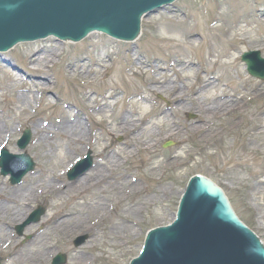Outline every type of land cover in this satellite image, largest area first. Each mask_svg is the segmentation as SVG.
I'll return each mask as SVG.
<instances>
[{
    "label": "rangeland",
    "instance_id": "374dc122",
    "mask_svg": "<svg viewBox=\"0 0 264 264\" xmlns=\"http://www.w3.org/2000/svg\"><path fill=\"white\" fill-rule=\"evenodd\" d=\"M259 16H264V0H176L142 20L140 36L134 42L91 34L75 44L48 37L18 43L5 51L27 70H39L47 77V83L33 78L29 81L0 62V71L15 75L14 78L22 83L23 91L35 97L30 103L21 105L15 99L20 91L7 87V81L0 79V116L6 125L5 135L8 134L5 148L11 153H20L16 145L18 137L25 128L32 133L23 152L32 158L34 168L18 185L27 187L34 175L40 174L43 179L45 174L50 175V170L58 174L61 164L71 158L69 155L55 166L59 150L66 151V140L59 134L52 137L50 146H58V150L51 158L52 155L44 154L53 152L49 146L34 143L37 137L34 125L72 123L77 119L87 130L88 141L81 139L72 156L78 160L90 152V168L96 163L107 164L111 168H108L109 178L116 183L114 189L105 187L99 197L106 204L102 208L95 207V210L86 204L89 198L86 194L78 195V199L47 193L33 195L28 211L31 213L37 205H42L44 215L37 223L29 224L33 226L31 230H27L29 225H26L22 235L16 233L15 227L24 220L4 225L5 234L1 241H9V248L26 253L35 249L33 241L44 233L53 246L46 258L28 260L23 264H50L57 253L66 255L64 264H128L131 257L138 254L149 228L172 221L180 196L193 174L215 182L223 190L236 216L264 244V184H257L258 178L264 176V80L250 76L239 59L243 51L255 49L264 56V22L249 32L244 46L232 51L237 65L228 68L229 75L218 64H207L208 54L215 58L240 45L229 38L233 25ZM249 42L253 44L248 45ZM34 53L41 54L37 67L27 62L29 55ZM181 63L189 67L182 74L176 69ZM240 66H244V74L236 77L234 71L241 70ZM143 67L150 71L142 73ZM153 70L160 75L156 83ZM217 78L226 88V98L223 101L203 99L204 94L197 91L206 81L215 82ZM243 88L246 91L240 100L243 107L237 108L236 112L226 110L228 104L239 99L236 96ZM257 89L262 90L259 99L253 96ZM136 94L148 101L142 103L145 107L152 108L147 115L148 121L140 115V102L135 101V97L130 98ZM179 100L180 104H175ZM101 104L107 106L104 118L99 113ZM157 113L162 115L159 117ZM187 113L194 114V117L189 118ZM123 114H133L127 118V124L134 123V131L118 125ZM110 118L114 120L113 124H108ZM140 120L141 124H136ZM148 125L154 127L149 135L146 134ZM256 126L262 127L259 136L254 133ZM142 128L145 132L140 137L137 131L141 132ZM137 139L150 141L153 147L149 154L135 151L129 157L127 153L133 151L132 143ZM96 140L105 143L103 152L101 146L95 145ZM168 140L173 144L163 146ZM3 141L0 139L1 144ZM113 154L122 160L117 159L115 165H110ZM172 157L179 158L181 164L177 167L169 165ZM163 161L165 167L161 165ZM126 178L135 181L137 188L134 192H129L130 188L123 183ZM77 179L68 180L64 173L61 181L74 182ZM0 187L14 193L18 186L0 173ZM56 201L63 202L66 209H80L89 223L103 210L108 217L89 232L80 224L55 227V219L46 222V217L50 204ZM118 223L130 226L134 233H129L126 228H116ZM112 227L120 235L115 236L109 230ZM83 234L87 236L86 240L75 246L74 239ZM97 234L92 241V235ZM38 260L40 262L35 263ZM0 264L21 263L10 261L3 251Z\"/></svg>",
    "mask_w": 264,
    "mask_h": 264
},
{
    "label": "water",
    "instance_id": "95a60500",
    "mask_svg": "<svg viewBox=\"0 0 264 264\" xmlns=\"http://www.w3.org/2000/svg\"><path fill=\"white\" fill-rule=\"evenodd\" d=\"M171 1L0 0V50L18 41L49 34L78 40L92 30L131 40L139 32L142 16ZM242 59L251 75L264 79V58H260L258 51L244 53ZM0 62L29 81L33 78L47 83L46 73L27 70L5 52L4 55L0 52ZM29 137V132L25 131L19 145L24 146ZM23 156L19 157L25 164L21 170H3V173L11 171L13 182L18 181L32 164L28 156ZM204 177H189L174 220L167 226L155 225L152 228L159 227L146 231L140 253L131 257L129 264H264V246L238 220L222 190ZM42 212L39 208L26 223L38 220ZM18 228L20 231L22 227ZM85 238L78 237L75 245ZM63 262L64 255L53 260V264Z\"/></svg>",
    "mask_w": 264,
    "mask_h": 264
},
{
    "label": "bare ground",
    "instance_id": "6f19581e",
    "mask_svg": "<svg viewBox=\"0 0 264 264\" xmlns=\"http://www.w3.org/2000/svg\"><path fill=\"white\" fill-rule=\"evenodd\" d=\"M261 22H264V16H259L256 18L250 17L249 21L243 22L242 24L233 25L229 33V38L235 39L240 45L237 47L236 46L231 47L230 51L227 52L225 55L223 53V54L217 55L215 58L211 57L210 54H208L207 64L208 65L218 64V66L221 67V69L225 72V74L229 75L228 68H232L234 64L237 65L236 63L237 58L234 56L232 51L233 50L236 51V49H240V46H244L246 36H248L249 32L254 27L258 26V24L260 25ZM247 44L250 45L253 43L249 42ZM40 55H41L40 53H34L32 55H29L27 62L31 64H35L36 67L39 66L38 61L40 60V57H41ZM178 66L179 67H177L176 69L180 73L184 72V69L189 68L188 66L183 65V63H181ZM182 66H184V68ZM147 67L141 68V72L148 73L150 69ZM243 67L244 66H240L241 70L234 71L236 77L239 74H244ZM38 69H41V68L38 67ZM14 77L15 75L13 76V74H8L6 71H0V79L7 81V87L9 86L15 87L16 90L18 89L20 91L15 96V99L19 101L21 105L30 103L31 99L35 100V97L32 93H29L28 91L26 92L23 91L24 89L21 88L22 83L18 81V78H14ZM152 77L155 79V83H156L157 80L160 78V75L155 70H153ZM241 79L243 82H245L244 78H241ZM225 90L226 88L223 87V85L219 82L217 78L215 82L206 81L203 87L199 89L197 92H202L204 94L203 99H207V100H218L219 99L220 101H223L224 98H226ZM241 91L242 93L236 96L239 99H234L232 104L230 105L228 104L226 106V110L230 112L231 111L236 112L237 108L239 109V107H243V103L240 100L243 99L246 91L244 90V88L241 89ZM177 93L178 92H176L175 94ZM253 96L254 98L259 99L262 96V90L257 89L253 91ZM133 98L134 97H132L131 99ZM135 101L140 102L141 104L140 105V115L146 118V121H148L149 119L147 118L148 117L147 115H149L152 108L149 106L145 107L144 104H142L145 102L148 103V101L141 97H136ZM180 102L181 101H177V103L179 104ZM106 110H107V106H104L103 104H101V106L99 107V113L102 115L103 118L106 115L105 114ZM19 111H21V109H19ZM157 114L159 115V117L160 115H162V113H157ZM132 115L123 114L118 125L123 129L127 130V128H129L134 131L135 124L134 123L127 124V121H128L127 118ZM1 116H0V139L4 140L3 142H6L8 138V134L5 135V133L7 132L4 130L6 125L4 121L1 120ZM260 117H263V114H261ZM103 118H101L100 121L103 120ZM109 122L110 124H113L114 120L110 118L108 121V124ZM136 124H141V120ZM45 125L43 126L42 124L41 126L34 125L33 131L35 132V134H37V137H35L34 143L36 145H39L40 143H42L44 145L49 146L48 147L49 150L53 152L52 153L45 152L44 154L51 156L54 153V151L58 150V146H50V143L52 142L51 139L53 136L59 134L63 136V139L66 140V151L59 150L58 154L60 155H58L59 158L56 160L57 162H55V166H58L60 164L59 161H61L64 158H67V156L71 155V158L67 160L64 164L63 163L61 164V166L59 167L60 172L58 174L50 170V175L45 174V177L43 179L40 177V174L39 175L36 174L34 175L32 180L29 182L27 187L17 185L18 187L16 188L14 193L4 191L0 187V200L3 203V204L0 203V253L3 251H6V254H8L10 261L11 260H13V262L19 261V263L21 264L27 263L28 260L30 262V260L34 261V259L41 260L43 258H46L47 254H49L47 253L48 250H50L51 246H53V243L48 242V240L45 238L44 233L39 234L37 238L33 241V243L35 242V245H34L35 249H33L30 252H26V253L17 251L14 247H13L14 249L9 248L10 247L9 241H6V240L4 242L1 241L2 236L5 234L4 225H7V224L11 225L14 223H19L20 221H23L28 216V213H29L28 203L31 201V199L34 198L33 195L36 196L38 194L47 193L48 195H51V196L53 194L55 196L67 195L68 199H70V197L78 199V195L86 194L89 196V198L86 199V204L87 205L90 204V208L92 210H95V207L102 208L106 204V203H102L101 201L103 199L99 197L100 194H102L105 191L106 189L105 187L114 189L115 188L114 185L116 184L113 179L109 178L110 172L108 168L109 169L111 168L108 167L107 164L105 165L101 163H96L92 168H90L85 174H83L81 177H79L74 182L61 181V178L63 174L65 173V170L69 168L76 159L75 156H72L73 150L75 149L74 147H76L77 143L81 139L88 141V138H86L88 137V133H87V130L83 127L82 123L78 119L72 123L68 121H63V122L61 121L58 124L51 123L50 125L49 124L48 125L45 124ZM256 127H255L256 131L254 129V133L259 136L262 133V127L261 126H256ZM147 128H148V131H146V134L149 135L153 133V130H154L153 125H148ZM137 132L141 137L142 136L141 134H143L145 131L142 128L141 132L140 131H137ZM95 145L101 146L102 152L106 149V145L104 142H97L96 140ZM132 146L134 147L133 151L129 150L127 153L129 157H132L135 151H138V152L145 151V154H149L151 148L153 147V144L150 141L149 142L144 141V139H137L134 143H132ZM258 147L259 145L257 144V149ZM118 152H120V149H118ZM54 156L56 155H52L51 158H53ZM111 157L112 155L109 156V158ZM112 158L113 159H110L111 161L110 165H115L118 162V160L121 159V158H118V156H116L115 154H113ZM145 160H148V158H146ZM168 164L171 166L177 167L178 165L181 164V162H179V158L172 157L170 158V162ZM161 165L165 167L166 163H164L163 161V164ZM150 170H152V168ZM42 182H43V186H40ZM123 183L126 184L130 188L129 192H134L137 188L135 181L132 179L128 180L126 178L123 180ZM257 184L259 185L264 184V176L258 178ZM35 186L39 188H33ZM2 210H4L5 213H3ZM107 217L108 215L104 214V210H103V212L99 213L98 216H96L94 220H92V222L89 223V220L86 219L84 213H82L80 209L78 210L66 209L65 204L63 202L56 201L50 204L49 212L46 217V222L49 220L55 219L54 221L55 227H59V228L68 227V226L75 225V224H80L81 228H84L86 231L89 232V231H92L93 228L95 227L97 228L100 224H102L103 221L107 219ZM118 224L119 225L115 226L116 228H126L128 229L129 233L131 234L134 233L133 228H130V226H127L122 223H118ZM32 227H33L32 225H29L27 226L26 229L31 230ZM115 227L109 228V230L113 231ZM113 233L115 234V236L120 235L118 231H113ZM4 237H6L7 239L8 235ZM96 237H98V234L92 235L91 240L94 241ZM40 260L36 261L35 263L40 262Z\"/></svg>",
    "mask_w": 264,
    "mask_h": 264
}]
</instances>
